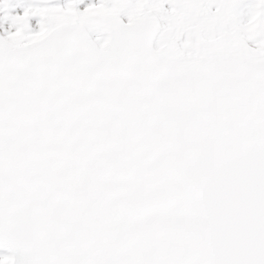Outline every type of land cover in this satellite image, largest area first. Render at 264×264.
<instances>
[{
    "label": "snow or ice",
    "instance_id": "obj_1",
    "mask_svg": "<svg viewBox=\"0 0 264 264\" xmlns=\"http://www.w3.org/2000/svg\"><path fill=\"white\" fill-rule=\"evenodd\" d=\"M81 3H0V264H264V0Z\"/></svg>",
    "mask_w": 264,
    "mask_h": 264
},
{
    "label": "rangeland",
    "instance_id": "obj_2",
    "mask_svg": "<svg viewBox=\"0 0 264 264\" xmlns=\"http://www.w3.org/2000/svg\"><path fill=\"white\" fill-rule=\"evenodd\" d=\"M34 2H35V0H0V3H6L8 5L7 14L9 16L21 14L23 11V8L25 6H28L30 3H34ZM52 2L63 4L65 2V0H52ZM96 2H97V0H83V3L78 5V9L82 11L84 9V7L87 6L88 4L96 3ZM165 7L167 8V5H165ZM4 15H5L4 12H0V23L2 25L7 26L10 29V21L2 19ZM121 18L125 22H127V17L122 16ZM30 21L37 22V18H32V19H30ZM11 30H13V29H11ZM91 35H92V38L94 39L95 34H91Z\"/></svg>",
    "mask_w": 264,
    "mask_h": 264
},
{
    "label": "bare ground",
    "instance_id": "obj_3",
    "mask_svg": "<svg viewBox=\"0 0 264 264\" xmlns=\"http://www.w3.org/2000/svg\"><path fill=\"white\" fill-rule=\"evenodd\" d=\"M84 6V5H83ZM30 24L33 26V28L35 29V26H36V22H34V21H30ZM9 30H11V29H9L7 26H5V25H2L1 23H0V34L1 35H4L5 33H6V31H9Z\"/></svg>",
    "mask_w": 264,
    "mask_h": 264
},
{
    "label": "water",
    "instance_id": "obj_4",
    "mask_svg": "<svg viewBox=\"0 0 264 264\" xmlns=\"http://www.w3.org/2000/svg\"><path fill=\"white\" fill-rule=\"evenodd\" d=\"M122 19V18H121ZM123 22H125L123 19H122ZM126 23V22H125ZM1 36V35H0Z\"/></svg>",
    "mask_w": 264,
    "mask_h": 264
}]
</instances>
